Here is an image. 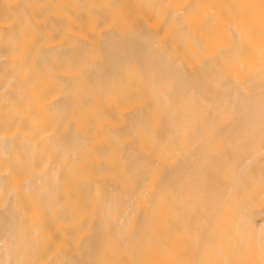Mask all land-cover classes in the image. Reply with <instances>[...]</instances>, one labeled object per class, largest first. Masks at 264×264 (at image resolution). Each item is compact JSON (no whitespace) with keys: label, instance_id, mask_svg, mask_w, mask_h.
<instances>
[{"label":"bare ground","instance_id":"1","mask_svg":"<svg viewBox=\"0 0 264 264\" xmlns=\"http://www.w3.org/2000/svg\"><path fill=\"white\" fill-rule=\"evenodd\" d=\"M0 264H264V0H0Z\"/></svg>","mask_w":264,"mask_h":264}]
</instances>
